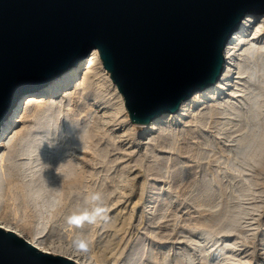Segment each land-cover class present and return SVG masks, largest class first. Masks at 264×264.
I'll return each mask as SVG.
<instances>
[{
    "label": "rangeland",
    "instance_id": "374dc122",
    "mask_svg": "<svg viewBox=\"0 0 264 264\" xmlns=\"http://www.w3.org/2000/svg\"><path fill=\"white\" fill-rule=\"evenodd\" d=\"M99 79L101 88L105 90L103 93L114 98L112 84L104 71L99 73ZM260 98L264 101L263 94ZM93 99V96L81 98L76 94L50 113L33 118L32 124L37 125L43 120L53 128L49 137L38 143L41 147L32 146L30 153L18 145L8 149L5 159L0 162V177L4 182L0 207L14 225L22 229L39 224V230H43L46 237L49 235L70 248L92 252L102 264L106 261L126 264L133 249L138 253V264H151L150 256L158 258L152 264H165V257L171 261V258L185 255L186 249L194 254L193 264H210L209 260L220 258L216 252L221 253L223 247L232 250L228 253L224 249L225 256L233 252L240 258L246 257L248 249L250 252L258 251L264 240V168L236 170L244 160L237 156L235 149L236 139L241 136L236 123L230 125L224 118L210 119L204 127L210 140L198 135L188 138L178 133L173 137L165 134L149 147L146 140L131 143L133 152L127 154L125 150L130 146L129 140L119 138L126 131L121 122L123 114L113 119L105 117V110L101 111L100 103ZM22 126L23 123H18L16 128ZM34 133L40 137L43 132L38 128ZM124 164H128L133 172L141 171L145 177L142 180L149 188L142 194L144 202L139 205L138 217L125 224L117 220L115 214L118 210L130 211L140 192L132 197L129 188L122 187L120 170ZM251 174L255 175L256 184H251L250 192L241 194L240 182L248 183ZM48 177L62 182L58 193L60 199L55 205L49 201L45 203L44 198L26 197L25 184L31 183V195L40 190L39 187H44L48 198ZM212 177L221 180V189L213 196L212 203H206V189L201 190L200 185L204 178ZM152 178L159 179L151 183ZM156 187L168 197L166 203H163L164 196L158 199V211L151 210L145 203L150 189ZM94 193L101 195L100 202L90 200ZM237 202L246 203V207H249L247 203L258 204V207L242 214L240 219L252 214L246 223L248 233L242 229L232 233L229 229H216L215 240L205 243L204 249L190 245L193 241L184 239L188 238V233L182 230L188 225L216 216L220 218L224 213L234 216L236 208L233 204ZM96 207L103 208L104 212L95 221L69 223V217L90 215ZM113 219L117 222L111 225ZM76 241H83L85 247H78ZM209 252L211 256L205 261ZM170 261L168 264L173 263ZM221 263H226V260Z\"/></svg>",
    "mask_w": 264,
    "mask_h": 264
},
{
    "label": "water",
    "instance_id": "95a60500",
    "mask_svg": "<svg viewBox=\"0 0 264 264\" xmlns=\"http://www.w3.org/2000/svg\"><path fill=\"white\" fill-rule=\"evenodd\" d=\"M247 13H264V0H0V133L21 94L95 49L134 124L175 113L220 78ZM0 264L79 263L0 224Z\"/></svg>",
    "mask_w": 264,
    "mask_h": 264
},
{
    "label": "bare ground",
    "instance_id": "6f19581e",
    "mask_svg": "<svg viewBox=\"0 0 264 264\" xmlns=\"http://www.w3.org/2000/svg\"><path fill=\"white\" fill-rule=\"evenodd\" d=\"M260 61L263 63L259 64ZM99 71H104L107 78H109L114 91V98L107 97L106 93H103L104 89H102L100 85L101 80L99 79ZM29 92L33 95L27 96L28 93H23L19 96L13 108L12 117L7 119L1 128L0 162L5 159L8 149L14 148L15 145L25 150L26 153H30L34 145L41 147L38 143H42L45 138L49 137L53 128L46 125V122L43 120L37 125L32 124V119L50 113L58 105L61 106L77 94L81 98L93 96L94 99L100 103V110H105V117L107 115L113 119V117L117 118V115L120 113L123 114L124 118L121 122L126 127V131H124L122 135H119V138L126 137V140H129L128 143L130 146L126 147L128 149L125 150L122 147V150H125L127 154L133 152L131 143L137 142L138 144V142L146 140L145 143L149 147L150 144L157 141L159 137L165 134L169 137H173L178 133L188 138L198 135L203 139L210 140L208 132L204 129L205 124L208 123L210 119L217 121L220 118H224L230 125L236 123L241 132V136L236 139L235 149H237V156L242 157L244 160L241 165H238L236 170L241 172L246 168L250 170V168H258L259 166L264 168V101L260 98V94L264 96V13H247L244 16L240 27L232 34L226 44L223 72L214 84L203 90L196 91L192 96L184 100L177 112L162 113L147 125H136L131 121L129 112L125 106L124 97L118 86L113 82L110 72L104 68L100 52L97 49L93 50L87 58L66 70L60 77L53 80L47 86L39 87ZM22 99L23 101L21 102ZM18 123H23V126L16 128ZM36 127L40 128L41 132H43L40 137L34 133L38 130ZM120 171L124 183L122 187L125 189L129 188L132 197H136L138 191L140 192V195L137 196V200L130 211L118 210L115 214V218L117 220H122L125 224L132 220V218L138 217V210L141 207H139V205L144 202L142 194L146 193L149 188L145 180H142V178L145 177L141 175V171L133 172L128 164L122 165ZM254 177L255 175L251 174L248 183L240 182L241 194L250 192V187L256 184ZM47 180L48 198L45 196L44 187H39L40 190L31 195V183L25 184L26 197L31 198L33 196L35 199L44 198L45 203L49 201L51 205H55L60 199L58 193L61 189L62 182H58L53 177H48ZM157 180L156 178H152L151 183H155L154 181ZM3 183L0 177V199H2V191L4 189ZM151 183H149V185L152 186ZM220 183L221 180H219V178L215 179L212 177L203 179L200 189H206V203H212L213 196H215L217 192H220ZM216 187L218 189L213 190ZM161 196H164V192L161 188H152L149 191L148 199L146 200L145 198V203L151 210L158 211V199H160ZM166 201H168V197L164 196L163 203H166ZM233 205L236 208L234 216L224 213L220 218L216 216L204 222L201 221L199 224L188 225L182 230V232L188 233V235L186 234L188 238L184 237V239H189V241L192 240L193 242H191L192 244L190 245H195L196 247L204 249L207 246L205 243H210L215 240L216 229H229V233L242 229L244 233H248L246 223H248L249 217L252 214H249L248 218L240 219L242 214L246 213L247 210L258 207V204L247 203L249 207H246V203L237 202ZM142 213H144V211H142ZM141 217L142 214L139 218ZM114 220L115 219L111 222V225L117 222ZM0 224L8 231L21 233L24 240L42 252L50 254L52 250L59 255L67 256L69 259L79 264H102L100 259L95 257L92 252L84 251L79 248H70L55 241L49 235L46 237L43 234V230H39V224L36 226H25L20 229L4 215L1 207ZM111 242L112 240L110 243ZM261 242L263 243L258 251L250 252L249 249L246 250V257L244 258L243 256L244 259L234 255L235 253L233 254V252L225 256L224 249L228 253L232 250L223 247L221 253L218 251L216 252V255L220 258L215 257L216 259H213V261L209 260L210 264H220V262L224 260H226V263L223 264H227V261L234 264H240L242 262H248V264H264V240ZM208 247L210 248V246ZM241 247H239V249ZM184 252L185 255L171 258V261L169 257H165L163 261L165 264H168V260L170 263L173 262L172 264H193L192 257L194 254L190 253L188 249ZM137 254V251L134 249L130 251L129 260L126 264H138ZM210 256L209 252L205 261L209 259ZM157 259V257L154 258L150 256L149 262L152 264L158 261ZM104 264H110V261H106Z\"/></svg>",
    "mask_w": 264,
    "mask_h": 264
},
{
    "label": "clouds",
    "instance_id": "9594fccd",
    "mask_svg": "<svg viewBox=\"0 0 264 264\" xmlns=\"http://www.w3.org/2000/svg\"><path fill=\"white\" fill-rule=\"evenodd\" d=\"M90 200L92 202H100L102 200V198H101V195L99 193H94V194L91 195ZM102 212H104L103 208L96 207L94 209V211L90 215L86 214V215H83V216H72V217H69V223L78 224V223H76V221L80 222L81 220L95 221L97 216H100ZM75 243L80 248H84L85 247V244H84L83 241H76Z\"/></svg>",
    "mask_w": 264,
    "mask_h": 264
},
{
    "label": "snow or ice",
    "instance_id": "6c2138e0",
    "mask_svg": "<svg viewBox=\"0 0 264 264\" xmlns=\"http://www.w3.org/2000/svg\"><path fill=\"white\" fill-rule=\"evenodd\" d=\"M76 223H79V221H76Z\"/></svg>",
    "mask_w": 264,
    "mask_h": 264
}]
</instances>
